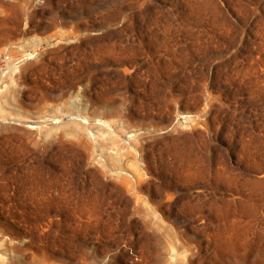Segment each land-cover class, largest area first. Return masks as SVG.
<instances>
[{
  "label": "rangeland",
  "instance_id": "1",
  "mask_svg": "<svg viewBox=\"0 0 264 264\" xmlns=\"http://www.w3.org/2000/svg\"><path fill=\"white\" fill-rule=\"evenodd\" d=\"M0 264H264V0H0Z\"/></svg>",
  "mask_w": 264,
  "mask_h": 264
},
{
  "label": "built area",
  "instance_id": "2",
  "mask_svg": "<svg viewBox=\"0 0 264 264\" xmlns=\"http://www.w3.org/2000/svg\"><path fill=\"white\" fill-rule=\"evenodd\" d=\"M5 61H6L7 63H9V58H8V57H5Z\"/></svg>",
  "mask_w": 264,
  "mask_h": 264
}]
</instances>
